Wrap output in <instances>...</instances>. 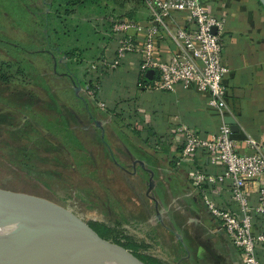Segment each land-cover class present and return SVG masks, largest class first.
<instances>
[{
    "label": "rangeland",
    "instance_id": "rangeland-1",
    "mask_svg": "<svg viewBox=\"0 0 264 264\" xmlns=\"http://www.w3.org/2000/svg\"><path fill=\"white\" fill-rule=\"evenodd\" d=\"M125 1L103 0L98 7H76L73 16L66 17L64 26L87 28L91 34L93 31V38L102 48L111 39L110 25L123 12L119 5L123 6ZM1 4L4 10H0V40L7 41L8 32L18 31L19 26L16 29L13 25L16 23L23 29L29 27L27 40L41 41L42 29L38 23L47 12L43 0H0ZM1 57L15 62L24 60L21 52L0 43ZM90 57L80 54L71 62L80 81L78 86L66 85L63 80H57L55 85L69 87L70 93L75 90L90 106L92 119L82 104L70 111L64 97L58 99L52 95V87L45 81L46 90L30 98L8 92L0 83V190L43 199L87 224H104L119 235L146 245L150 249L146 251L148 254L162 260L166 258L165 252H169L162 246L169 234L163 228L153 233L152 216L159 206L156 201L160 199L161 204L163 197L178 196L182 183L170 173V166L163 159L160 162L134 145L126 131L108 120V113L94 102L91 95L95 83L89 85L85 81L90 66L96 61H90ZM32 61L37 68L38 58ZM36 79H33L34 86H42ZM103 136L115 157V166L108 164L109 161L104 162L107 166L101 163L100 158L107 155L99 143ZM101 165L102 172L106 168L105 175L97 173ZM122 236H118L121 242ZM154 239L158 241L154 243ZM166 261L173 264L172 259L166 258Z\"/></svg>",
    "mask_w": 264,
    "mask_h": 264
},
{
    "label": "crops",
    "instance_id": "crops-1",
    "mask_svg": "<svg viewBox=\"0 0 264 264\" xmlns=\"http://www.w3.org/2000/svg\"><path fill=\"white\" fill-rule=\"evenodd\" d=\"M125 2L123 6L119 5L123 12L114 19L128 18L140 22L148 20L142 0ZM200 2L209 8L210 15L223 21L220 32L222 57L229 69L224 84L227 87V105L231 112V115L224 117L225 122L230 128H235L232 138L237 141L240 151H243L247 137L264 150V8L258 0ZM175 16L180 23L182 16ZM110 26L112 30V25ZM92 34L95 35L93 31ZM92 34L89 32L88 38L81 41L83 48L87 47L84 55L91 56L90 61L101 59L105 55L111 58V39L101 48ZM77 35L78 32H75V41ZM64 44L71 45L69 41ZM62 59L66 61L65 58ZM139 62L136 55L123 58L120 66L92 81L95 89L91 96L97 106L100 102L105 105L100 110L108 113V120L115 121L126 131L134 145L160 162L163 159V163L170 166V173L182 183L183 189L178 196L163 197L161 204L160 199L156 201L159 206L152 216L153 233L163 228L169 234L163 240L162 248L164 251L167 248L169 252H165V256L172 259L173 264H242L241 256L228 243L225 231L211 223V218L199 203L188 180L185 165L180 164L178 168L176 160L170 158L182 149L181 135L177 129L186 127L205 136L216 132L221 119L208 109L206 99L181 86H176L170 92L138 89ZM44 67L43 63H39L38 71H44ZM59 76L67 85L65 72L53 75V79ZM68 89L65 86L57 88V91L64 92ZM81 104L84 105V102ZM126 106H130L137 113V119L130 121V127L118 122L119 116L128 113L123 112ZM203 162L204 166H208L207 162ZM139 163L143 166V163ZM143 170L147 172L146 169ZM208 170L216 174L209 166ZM261 181L262 187L264 175ZM227 182L229 189L230 182ZM249 202L251 205L256 203L253 197ZM153 241L156 243L158 240ZM166 258L162 259L165 264Z\"/></svg>",
    "mask_w": 264,
    "mask_h": 264
},
{
    "label": "built area",
    "instance_id": "built-area-1",
    "mask_svg": "<svg viewBox=\"0 0 264 264\" xmlns=\"http://www.w3.org/2000/svg\"><path fill=\"white\" fill-rule=\"evenodd\" d=\"M142 1L148 20L114 19L109 47L112 57L105 55L93 62L85 81L92 83L120 66L126 56L136 55L140 59L138 89L170 92L181 86L206 99L208 109L221 119L216 132L203 136L180 127L182 149L170 158L178 168L185 165L199 203L211 223L225 231L242 264H264V186H260L264 150L247 137L240 151L224 119L231 112L224 84L229 69L222 57L223 21L210 15L200 0ZM175 15L182 16L180 23ZM148 71L154 72L151 83L145 79ZM98 107L104 109L105 105L100 102ZM123 112L128 113L119 116L118 122L130 127L137 113L130 106ZM252 197L255 205L249 202Z\"/></svg>",
    "mask_w": 264,
    "mask_h": 264
},
{
    "label": "trees",
    "instance_id": "trees-1",
    "mask_svg": "<svg viewBox=\"0 0 264 264\" xmlns=\"http://www.w3.org/2000/svg\"><path fill=\"white\" fill-rule=\"evenodd\" d=\"M101 1L103 0H43V3L47 7V12L40 17V21L38 23L39 27L42 29L40 35L41 41H35L33 39L27 40L26 38H28L29 27L23 29L22 27L20 28V25L14 23L13 25L15 28L16 26H19L18 31L15 34L14 32H8V35L6 34L7 41L0 40V43L7 46L10 45L15 51L21 52V54L24 55V60L21 59L19 62H15L7 60L5 57L0 58V83L4 86L5 90L8 92L21 93V95L30 98L34 97L36 94H42L43 90H46L47 88V85L44 83L47 82L48 85L52 87V95H55L58 99L60 97H64V104L66 106L68 105L67 107L70 111L74 108L76 109L77 107L79 109V106H81L80 101L83 102L81 96L78 95V93L76 94L73 89L71 93L68 90H65L64 92L61 90L62 92H58V87L55 85V82L60 79V76L53 79V75H60L62 72H65L66 80L68 81L67 85H79L80 81H78L75 72L71 68V62L74 61L76 57H79L80 54L84 55L85 48H82L83 46L81 41L88 38L89 31L87 28L77 27L68 29L64 26L67 20L66 17L72 15L76 7L83 8L90 5L98 7L99 2ZM1 9L4 10L2 4L0 5V10ZM75 32H78L76 41L74 39ZM67 41H69V44L71 43L70 46H66L64 44ZM26 57L28 59H25ZM34 57L38 58L40 64L43 63L45 66L44 71L40 72L38 71V67H34V62L32 61ZM62 58H65L66 61H63ZM48 68L51 70H48ZM35 78H37L36 80H40V82H42V86L37 85L38 88L34 86L33 79ZM89 85H91V83H89ZM82 107L86 110L88 117L92 119L93 115L91 113L90 106L84 102ZM12 132L13 131H11V133ZM99 143L102 144V147L106 149L107 152L106 157L102 156V154L98 155L99 158L102 156L100 158L101 163L104 166H107L104 162L109 161L108 164L111 163L115 166V157L113 156L109 143L105 140V137L102 138ZM82 147L83 144L80 143V148ZM89 157L90 162H92L91 156ZM100 167L97 169V173L102 172V165ZM105 169L103 170L104 175L106 173ZM126 175L124 174V177H126ZM88 226L98 237L105 240H111L114 243L130 250L144 264H164L162 260H158V258L144 253L149 250L146 245L137 243L129 237L119 235L120 233L116 232L115 229H111L110 227L97 222L90 223ZM118 236L123 237L122 242L118 239Z\"/></svg>",
    "mask_w": 264,
    "mask_h": 264
},
{
    "label": "water",
    "instance_id": "water-1",
    "mask_svg": "<svg viewBox=\"0 0 264 264\" xmlns=\"http://www.w3.org/2000/svg\"><path fill=\"white\" fill-rule=\"evenodd\" d=\"M258 1L264 8V0ZM153 75V71H148L146 81L151 83ZM54 214L62 217L72 229L79 247H91L119 264H144L125 247L98 237L85 221L65 209L40 198L0 190V227L10 250L11 264H57L54 251L59 249H54L36 220L39 215ZM72 248V245L67 246L65 250Z\"/></svg>",
    "mask_w": 264,
    "mask_h": 264
},
{
    "label": "bare ground",
    "instance_id": "bare-ground-1",
    "mask_svg": "<svg viewBox=\"0 0 264 264\" xmlns=\"http://www.w3.org/2000/svg\"><path fill=\"white\" fill-rule=\"evenodd\" d=\"M39 226L44 230L54 249L57 264H119L107 258L91 247H79L71 228L58 215H39L36 217ZM74 248L65 250L67 246ZM0 264L10 263V250L4 230L0 227Z\"/></svg>",
    "mask_w": 264,
    "mask_h": 264
},
{
    "label": "flooded vegetation",
    "instance_id": "flooded-vegetation-1",
    "mask_svg": "<svg viewBox=\"0 0 264 264\" xmlns=\"http://www.w3.org/2000/svg\"><path fill=\"white\" fill-rule=\"evenodd\" d=\"M118 166L121 167V164H119Z\"/></svg>",
    "mask_w": 264,
    "mask_h": 264
}]
</instances>
